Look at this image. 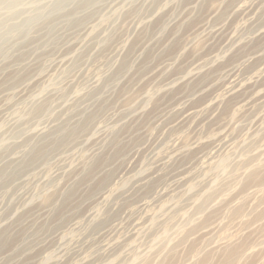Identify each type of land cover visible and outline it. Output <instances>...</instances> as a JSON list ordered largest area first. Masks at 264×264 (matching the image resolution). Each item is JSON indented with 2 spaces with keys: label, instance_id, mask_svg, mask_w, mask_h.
I'll list each match as a JSON object with an SVG mask.
<instances>
[{
  "label": "rangeland",
  "instance_id": "obj_1",
  "mask_svg": "<svg viewBox=\"0 0 264 264\" xmlns=\"http://www.w3.org/2000/svg\"><path fill=\"white\" fill-rule=\"evenodd\" d=\"M0 264H264V0H0Z\"/></svg>",
  "mask_w": 264,
  "mask_h": 264
},
{
  "label": "bare ground",
  "instance_id": "obj_2",
  "mask_svg": "<svg viewBox=\"0 0 264 264\" xmlns=\"http://www.w3.org/2000/svg\"><path fill=\"white\" fill-rule=\"evenodd\" d=\"M262 72V71H261ZM263 73V72H262ZM254 83V82H253ZM253 87V86H252ZM228 91H230V89L228 90Z\"/></svg>",
  "mask_w": 264,
  "mask_h": 264
}]
</instances>
